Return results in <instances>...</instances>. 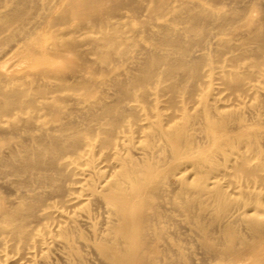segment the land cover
Instances as JSON below:
<instances>
[{"label":"bare ground","instance_id":"1","mask_svg":"<svg viewBox=\"0 0 264 264\" xmlns=\"http://www.w3.org/2000/svg\"><path fill=\"white\" fill-rule=\"evenodd\" d=\"M168 1L66 0V5L63 2L60 6L64 7L59 14H50L51 11L43 14V11L40 12L43 14L42 19L31 20L30 10L41 8V4L38 5L37 0H14L11 4L13 6L6 11L1 10L0 14L1 32L12 23H16L20 28L17 38L7 36L0 40V118L9 115L12 104L28 108L32 116H39L41 108L46 105L56 118L61 109L57 103L59 99H64L55 94L58 89H85V93L90 92L93 86L84 84L83 81L87 77L78 73V70L89 72L91 77L105 70L91 68L85 56L87 52H80L81 47L77 49L79 47L75 36L55 30V24H64L70 17L77 18L78 21L73 20L77 22V29L85 27L95 34L90 33L94 37L93 47L88 48L94 52L97 61L114 62L115 55L124 56L132 51L130 45L134 43L137 32L142 29H126L125 26H120L122 22L119 24L110 17L118 15L123 7L130 6L135 11L144 7L143 4L152 5L151 9L154 11H163ZM260 1L262 3L263 0ZM211 2L219 6L229 2L230 6L228 7L227 3L229 9L223 10L221 14L220 11V15H217L205 7L200 8V1H196L194 5L192 2L186 3L184 10L187 14L183 20H186L188 25L185 30L198 35L202 31L208 32L211 24L216 23L219 30L232 34L231 38L222 40L221 49H215L214 61L218 63V78L235 93L234 99L241 101L240 94L250 91L253 86L244 81L239 62L245 58L251 59L246 70L250 77L264 74V14L260 17L252 15L256 9L262 10L264 5L256 0ZM2 4L4 3H1V6ZM148 7L150 8L146 6L147 9ZM49 9H52V6ZM174 13L172 12L173 15ZM42 29L46 31L45 38L40 35ZM143 30L149 31L155 45L160 48L167 46L171 50L164 47L168 50L161 51L158 47L159 49L143 48L137 52L135 71L139 73L125 70V78L115 76L111 79L118 93L113 97L114 100L117 99L115 102L110 98L114 103L105 100L101 105L93 104L96 107L98 105V110L90 108L87 114L84 112V118H87L84 128L70 126L64 120V123H58L52 128L39 129V132L30 136L27 134V140H21L19 144L15 142L18 145L9 150H0V164L6 167V173L15 176L11 184L20 190L17 199L6 200L0 195V246L7 242V237L16 242L19 248L39 247L41 251L54 250L62 244L75 259L82 261V253L75 240L85 235L81 224L88 225L93 218L92 211L86 206L89 200L94 199L111 215L100 232L90 235V245L105 264H187L192 257L191 253L183 252L182 247L173 249L170 246L162 219L167 208L160 199H165L167 183L170 178H174L178 181L176 184L179 183L176 187L180 193L185 188L192 189L190 193H195L196 199L206 197L207 201L214 204L212 211L218 219L214 229L217 234L215 245L209 243L210 230L206 229L205 222L197 223V233L205 239L202 244L205 255L201 261L204 260L206 264H264V147L258 143V132L250 131L249 123L243 122L240 111L233 109L236 103H224L223 97H218L209 86L206 89L201 88L202 81L203 85L210 83V79L203 80V76H211L214 69H210L207 74L202 68L212 60V57L203 51V45L201 49H193L194 45L203 43L201 35L193 38L190 34L191 38H185L178 28L175 29L168 22L152 24ZM210 35L214 36L211 33ZM244 46H247V49ZM136 47L132 46V49L135 50ZM15 57L18 59L14 60ZM117 58L118 56L115 59ZM96 59L90 60L97 63ZM133 60L130 57V61ZM17 65H20L21 69L41 66L39 71L42 76L51 77L53 82L43 84L44 86L41 85L42 82L33 87L18 80L16 84L9 86L10 81L21 78L16 74L19 68ZM96 82L98 80H94V83ZM150 87L153 91H150ZM105 93L101 95L105 96ZM164 95L166 98L161 99ZM127 98L133 100L136 105L126 108L121 102ZM212 99L214 104L210 103ZM189 104H199L201 108L193 112ZM232 120L236 123L233 124ZM195 124L203 128L207 146L195 144L190 132ZM3 130L0 129V136L5 138L7 134L6 130ZM161 137L165 141L163 145L159 141ZM141 142L143 145H138ZM42 187H48L49 190H42ZM169 187L171 188V185ZM51 193L55 194L65 208H60L62 211L59 210L57 216L55 211H58L59 207L54 201H49ZM189 201L191 200H183L186 209H190ZM235 202L238 205L234 204ZM78 208L87 210L76 217ZM175 210L178 211L179 208ZM64 211L66 213L63 214ZM56 217H59L56 228L45 224V219ZM239 222L244 223L247 232L241 231ZM83 228L87 229L86 226ZM55 236L63 238L61 244L54 240ZM27 255L33 253L28 251ZM212 256L225 262H211L209 258ZM52 262L48 260L46 264Z\"/></svg>","mask_w":264,"mask_h":264},{"label":"rangeland","instance_id":"2","mask_svg":"<svg viewBox=\"0 0 264 264\" xmlns=\"http://www.w3.org/2000/svg\"><path fill=\"white\" fill-rule=\"evenodd\" d=\"M38 1V5L39 3L42 5H39L41 8L37 9V8H32L30 11H31V20L32 19H35V20H39V19H42V15L46 13H49L50 11V14L52 13H56V14H59L60 10L62 11V7H60L62 5V3L64 1H61V0H37ZM190 0H172L170 2V0L168 1L167 3V7H165V12L164 10L163 11H154L153 9H151L152 5H144V7L142 6L139 10H135L130 8V6H126L125 8L123 7L118 15H115V16H112L110 17V19L112 21H118V23L122 22L120 24V26H125L126 29H128L129 27V30H141V32H137L136 34V39L134 37V43H132L130 45V50L131 52H128L127 54H124V56L122 55H118V61L117 59H115L117 56L115 55V58H114V62H102V61H97L96 59V55L94 54V52L90 51L89 48H92L93 47V43H92V39L94 38L93 35H90V33H92L90 30H88L87 28L85 27H78L79 29H77V22L75 21H78L77 18H74V17H70V20L67 22H63L62 23H57L53 26V28L55 30H59V31H63L65 34H69L70 33V36L74 37L72 38L75 42H77V49H81L79 50L80 52L84 51V52H87L85 53L84 55L86 56V58L89 60L88 61V65L90 66L91 64V68L94 67L95 68H99L103 70V72H99L97 73L96 75L92 76L91 77V74L89 72L85 73L83 72L84 70H78L80 72L78 73H81L85 78L87 77V79L84 82L85 85H91L93 86L92 90L90 92H86L85 89H79L77 91H71V90H66V89H61V90H57L55 92V94H58L60 97L62 96L64 99H59L58 101V106L61 107L60 109V114L58 115V117L55 118V115L52 114V111L49 110L48 107H46V105H43V109L41 108L40 110V113H39V116H32L31 115V112L28 108H20L18 107L17 105L15 104H12L11 107H10V113L9 115L7 116H4L3 118H0V129H4L3 131L6 130V133L7 134V138L5 140L4 136H0V150L2 151L3 150H9L11 147H15L19 144V142L21 140H27V138L35 133V132H39V129H42V128H52L54 127L55 125H58V123H64V120L66 123H68L70 126L71 125H76L78 127H82L84 128L87 123V118H84L85 115L87 114V112L89 110H91L92 108L93 109H97L98 110V105L97 107L95 106L96 104H99L101 105L102 103L104 102H111V103H114L115 100L117 99H113V97L115 98L116 95H118L117 91L115 90V87L114 85L112 84V81L111 79L115 76H123L125 75V72L127 71H131L132 73H139V71H135L137 69L135 64H136V61L138 60V53L141 49L143 48H153V49H156V48H160V46L158 45H155V43L152 41V36L150 33H148L149 31H144L143 29L145 28H148L149 26H151L152 24H158V23H165V22H168L172 25V27H174L175 29L178 28V30H180L182 32V34L185 36V38H188L189 39V36L191 38V35L193 38L198 37L199 35H201L203 37V43L200 45V44H196L193 46V49L195 48L196 49H201L202 48V45H203V51H205L209 56L212 57V60L208 61L207 63H205L203 65V70L204 72H207V74H209V70L214 68L211 72V76H203V80H207V79H210V83L209 84H205L203 85V81L201 83V88L202 89H206L208 86L209 88H212L214 90V93L217 94L218 97H223V102L226 103V104H231V103H236L233 105V109L235 110H238L240 111V113L242 114V118H243V122L244 123H249V130L252 131V132H258V143L260 144H263L262 146L264 147V74H260L259 77L256 76V77H250L248 71H246L248 69V64L250 62L251 59L249 58H245V59H242L240 62H239V70L242 72V75L244 77V81L248 84V85H251L253 86L252 89L244 94H240L239 98L241 99V101H237L234 99L235 97V93L233 91H231L228 86L224 83V81L220 78H218V75H217V71L219 69H217V65L218 63L216 61H214V53L217 49H221L222 48V40L224 38H228V37H232L231 35L232 34H229L227 32H223L221 30H219L217 27H216V23L214 25L211 24V27L213 28H209L208 32L207 31H202L201 34H196V33H193V32H188L187 30H185L186 26L188 25L187 21L186 20H183L185 17H186V10H184V6H186L187 4L186 3H190L192 2V5H194V3L196 1H200L201 5H200V8H204L205 9H208V10H211V11H214L215 14H219L218 12L223 13L224 11H226L227 9H229L228 7L230 6L229 2L225 3V4H214V2H211V0H191L190 2H188ZM210 1V3H209ZM246 1V0H245ZM248 1V0H247ZM258 2H260V4L263 6L264 4V0L261 1L260 0H256ZM49 2V3H47ZM55 2V3H54ZM170 2V3H169ZM184 2V3H182ZM204 2V3H203ZM207 2V3H205ZM1 3H4L2 4L1 6ZM0 3V14L2 11H6V9H10L13 5H11L12 3H14V0H2ZM43 3H45L46 5H44ZM54 5H52V4ZM56 3H58L56 5ZM65 5H66V0H65ZM63 3V4H64ZM213 3V4H212ZM178 4V5H177ZM181 4V6H180ZM227 4V6H226ZM11 5V6H10ZM56 5V6H55ZM183 5V6H182ZM191 5V4H189ZM191 5V6H192ZM48 8H47V7ZM52 6V9H49V7L51 8ZM55 6V7H54ZM146 6H150V8L148 7V9L146 8ZM170 6V7H169ZM216 6V7H215ZM219 6V7H218ZM226 6V7H225ZM54 7V8H53ZM176 7L178 9H176ZM181 7L182 9V13H181V9H179ZM47 8V9H46ZM146 8V10H151V11H146L144 10ZM256 8V7H255ZM254 8V9H255ZM42 9V10H41ZM59 9V10H58ZM2 10V11H1ZM35 10V11H34ZM37 10V11H36ZM41 10V11H40ZM49 10V11H48ZM58 10V11H57ZM168 10V11H167ZM183 10H184V13H183ZM217 10V11H216ZM219 10V11H218ZM224 10V11H223ZM44 11V12H43ZM259 11V12H258ZM36 12V13H34ZM40 12H43V14H41ZM121 12V13H120ZM134 12V13H133ZM140 12V13H139ZM168 12V13H167ZM172 12L174 13V15L172 14ZM32 13H34L32 15ZM135 13L137 15H135ZM256 13V14H255ZM41 18H39L40 16ZM122 14V15H121ZM140 14V15H139ZM152 14V15H151ZM180 14V15H178ZM219 14V15H220ZM261 14L263 15L264 14V6L261 9H256L255 12L253 11L252 12V15L253 16H257V17H260ZM139 15V16H138ZM149 15V16H148ZM178 15V17H177ZM118 16V17H117ZM146 16V17H145ZM155 16V17H154ZM170 16V17H169ZM181 16V17H179ZM183 16V17H182ZM34 17V18H32ZM36 17V18H35ZM119 18L116 19V18ZM154 17V18H153ZM171 18V19H170ZM173 18V19H172ZM179 20H178V19ZM72 19V20H71ZM74 19H76L75 21H73ZM146 21H145V20ZM154 19V21H153ZM182 19V21H181ZM186 19V18H185ZM124 20V21H123ZM152 20V21H151ZM148 21V22H147ZM75 22V23H74ZM153 22V23H152ZM156 22V23H155ZM183 22V23H182ZM185 22V23H184ZM70 23V24H69ZM75 24V25H74ZM148 24V26H147ZM68 25V26H67ZM140 25V26H139ZM214 25V26H213ZM59 26V29H57V27ZM66 26V27H65ZM144 26V28H143ZM179 26V27H178ZM15 27V28H14ZM56 27V28H55ZM138 27V28H137ZM140 27V28H139ZM64 30H61L63 29ZM66 28V29H65ZM18 29L20 30V28L17 26V24L15 23H12L10 24V26L6 29H3L2 32L0 31V40H4L7 36H15V38H17L16 36H18V34H20V32L18 31ZM70 29V30H69ZM182 29H184L182 31ZM12 30V31H11ZM66 30V31H65ZM68 30V31H67ZM79 30V31H78ZM15 33H14V32ZM41 36L42 37H46V31H44L43 29L41 30ZM89 31V32H88ZM187 31V32H186ZM215 31V33H214ZM78 32V33H77ZM184 32V33H183ZM205 32V33H204ZM11 33V34H10ZM17 33V34H16ZM73 33V35L71 34ZM204 33V34H203ZM213 34L214 36L210 35ZM15 34V35H14ZM94 34V33H92ZM144 34V35H143ZM147 34V35H146ZM191 34V35H190ZM194 34V35H193ZM208 36H211V37H208ZM88 35V37L86 36ZM95 35V34H94ZM146 35V37H144ZM65 37H67L66 35H64ZM92 37L90 39V37ZM188 36V37H187ZM34 37V36H33ZM83 39H82V38ZM148 37V38H147ZM80 39L81 42H79L78 39ZM89 39V40H88ZM91 40V41H90ZM139 40V42H138ZM14 41V39H13ZM30 41V39L28 40V42ZM84 41V42H83ZM140 42H142L141 44H139ZM208 42V43H207ZM212 42V43H211ZM215 42V43H214ZM84 43V44H83ZM91 43V44H90ZM139 45H138V44ZM151 43V44H149ZM206 43V44H205ZM79 44V46H78ZM135 44V46H134ZM154 44V45H153ZM215 46H214V45ZM217 44V46H216ZM92 45V46H90ZM137 45V47H136ZM141 45V46H140ZM212 45V47L210 46ZM132 46L136 49L134 50V48L132 49ZM144 46V47H143ZM153 46V47H152ZM156 46V47H155ZM43 47V46H41ZM39 47V49L41 48ZM89 47V48H88ZM140 47V48H139ZM164 47H167V46H161L160 50L161 51H166L168 50L167 48H169L171 50L170 47H167V48H164ZM206 47V48H205ZM214 47H217V48H214ZM220 47V48H219ZM245 47V46H244ZM158 48V49H159ZM164 48V49H163ZM247 49V46L245 47ZM86 49H88V51H85ZM139 49V50H138ZM212 51H211V50ZM216 49V50H215ZM245 49V50H246ZM134 51V53H133ZM136 51V52H135ZM21 52V51H20ZM83 53V52H82ZM136 53V54H135ZM250 53V52H248ZM20 54V53H19ZM18 54V55H19ZM130 56H129V55ZM132 55V56H131ZM89 56V57H88ZM127 56H129V58H127ZM137 56V57H136ZM19 57V56H17ZM17 57H15L14 60L18 59ZM91 57V58H90ZM93 57V58H92ZM126 57V58H124ZM130 57H131V60H133V62L130 61ZM135 57H136V60H135ZM94 61V59H96L97 63L96 62H93L91 61L90 59ZM123 61H122V60ZM117 60V61H116ZM129 60V61H128ZM116 62V63H115ZM123 62V63H122ZM127 62V63H126ZM93 63V64H92ZM94 64H96V66H94ZM101 64V66H100ZM102 64H104V66H102ZM61 65H63V62L61 63ZM19 68L18 70L16 71V74H17V77H21L20 79H14L12 81H10L9 83V86L10 84H16L18 82V80L20 81H25L27 82L29 85L33 86H37V85H40L42 82L41 85L43 84H49L50 82L52 83L53 82V79L51 77H46V76H42V74L40 73L39 69L41 66H34V67H29L27 69H24L20 67V65H17ZM100 66V67H99ZM107 66V67H106ZM131 66V67H130ZM134 66V67H133ZM126 67V68H125ZM134 69H133V68ZM246 67V69H245ZM111 68V69H110ZM126 70V71H125ZM133 70V71H132ZM244 70V71H243ZM27 72H30V73H27ZM38 72V73H37ZM23 73V74H21ZM37 73V74H36ZM122 74V75H121ZM39 75H40V78H39ZM114 75V76H113ZM35 76V78H34ZM38 76V78L36 77ZM71 76V75H70ZM111 76V77H110ZM126 76V75H125ZM90 77V78H89ZM35 80H34V79ZM89 78V79H88ZM106 78V80H104ZM125 78V77H124ZM33 81H32V80ZM37 79V80H36ZM92 79V80H91ZM94 80L98 82L94 83ZM110 82H109V81ZM47 83H46V82ZM104 81V82H103ZM106 81V83H105ZM109 83H108V82ZM31 82H33V84H31ZM45 82V83H44ZM105 83V84H103ZM103 84V85H102ZM108 84V85H107ZM112 84V85H111ZM8 85V84H7ZM95 85V86H94ZM107 87H106V86ZM110 85V86H109ZM8 86V87H9ZM44 86V85H43ZM98 86V87H97ZM102 87V88H101ZM106 87V88H104ZM114 87V89H113ZM151 87H153V85H151ZM150 87V91H153V88L151 89ZM99 88L101 90H99ZM104 88V90H103ZM110 88V89H108ZM106 89V90H105ZM108 90V91H107ZM263 90V91H262ZM104 91V92H103ZM106 92H109V93H105ZM115 91V92H114ZM100 92V93H99ZM111 92V93H110ZM262 92V93H261ZM82 93V94H81ZM103 93H105V96H102ZM115 93V94H114ZM261 93V94H260ZM70 94V95H69ZM108 94V95H107ZM109 94L112 96L109 97ZM259 94V95H258ZM67 96L65 98V96ZM250 95V96H249ZM263 95V97H262ZM101 96V97H100ZM253 96V97H252ZM59 97V98H60ZM71 97V98H70ZM97 97V98H96ZM100 97V98H98ZM107 97V98H105ZM75 100H74V99ZM84 98V99H82ZM103 100H102V99ZM110 98L111 100H114L113 101H110ZM117 98V97H116ZM166 98V95H164V97H161V99H164ZM66 99V100H65ZM72 99V100H71ZM95 99V100H94ZM99 99V100H98ZM109 99V100H108ZM74 100V101H73ZM106 100V101H105ZM129 98L127 99H124L122 100V104L124 106H126V108H131L133 106L136 105V103L133 101V100H129ZM67 101V103H65ZM73 101V102H72ZM83 101V102H81ZM93 101V102H92ZM99 101V103H98ZM104 101V102H103ZM260 101V102H259ZM96 102V103H95ZM102 102V103H101ZM72 103V104H71ZM75 103V104H74ZM78 103V104H77ZM162 103V102H161ZM210 103H213L214 104V100L212 99L210 101ZM87 104V105H86ZM95 104V105H93ZM263 104V105H262ZM72 105V107H71ZM74 105V106H73ZM85 105V107H83ZM89 105H91V107H89ZM190 105V110L191 111H197L201 108V106L199 104H189ZM13 106V107H12ZM45 106V107H44ZM17 107V108H16ZM71 107V108H70ZM80 107V108H79ZM88 107V108H87ZM256 109H255V108ZM46 108V109H45ZM48 108V109H47ZM91 108V109H90ZM49 112H48V111ZM70 110H74V112L72 113ZM82 110V111H81ZM88 110V111H87ZM245 110H247L245 112ZM259 110V111H258ZM64 111V112H63ZM77 111V112H76ZM80 111V112H79ZM263 111V112H262ZM71 112V113H70ZM86 114H85V113ZM67 113V114H65ZM251 113V114H250ZM255 113V114H254ZM69 114V115H68ZM74 114H75V117H74ZM249 116H248V115ZM67 115V117H66ZM73 115V116H72ZM78 115V117H77ZM82 117H80V116ZM61 116V117H60ZM250 117L248 119V117ZM254 116V117H253ZM60 117V118H59ZM65 117V118H64ZM260 117V118H259ZM70 118V119H69ZM19 119V120H18ZM76 120L75 122H73V120ZM79 119V120H78ZM84 119V120H82ZM86 119V120H85ZM254 119V120H253ZM258 120V123H257V120ZM69 122H68V121ZM198 120V118L196 119ZM28 121V123H27ZM233 121V124L236 123L235 120H232ZM31 122V123H29ZM71 122V123H70ZM73 122V123H72ZM253 122V123H252ZM262 122V123H260ZM77 123V124H76ZM4 124V125H3ZM11 124V126H10ZM17 124V125H16ZM29 126H28V125ZM22 125V126H21ZM24 125V126H23ZM50 125V126H49ZM80 125V126H79ZM4 126V127H3ZM21 126V127H19ZM26 126V127H25ZM3 127V128H2ZM11 127V129H9ZM13 127V128H12ZM31 127V128H30ZM27 128V129H26ZM38 128V129H37ZM9 131V132H8ZM263 131V132H262ZM8 132V133H7ZM18 132V133H17ZM191 134L193 135L194 137V142L195 144H199V145H202V144H205V146H207L206 142H205V135H204V130L203 128H200L198 127L197 124H195L194 128L191 129ZM13 133V134H12ZM17 133V134H15ZM26 134V135H24ZM27 134L29 136H27ZM15 135V136H14ZM22 135V136H21ZM22 138H20V137ZM9 138V139H8ZM14 140V141H13ZM200 140V141H199ZM160 143L161 145H163L165 143L164 139L161 137L160 138ZM11 142V144H10ZM15 142H17L15 144ZM4 143V144H3ZM7 145L9 147H7ZM138 145H143V142L141 143H138ZM6 146V147H5ZM6 167L4 165H1L0 164V195L3 196L6 200H12V199H17V196L19 195L20 193V190L16 187H13V185L11 184V181L12 179L15 177L13 174H9V173H6L5 171ZM2 177V178H1ZM6 180V182H5ZM172 181V183H170ZM9 182V184L7 185V183ZM178 181L174 180V178H170L168 183H167V190H166V193H165V199L162 200V198L160 199V202H162L163 204H165L167 210H166V215L164 217H162L163 221H164V226H165V230L167 231V238L170 242V246L173 248V249H176V248H183V252L185 253H191L190 254V262L187 263V264H206L204 263L203 261H201V259L204 258V249L202 248V244H203V240H205L203 237L199 236L197 232L198 231V228H197V223L199 221H203L205 222V227L207 230H210L209 231V238H210V241L209 243L211 245H215L217 243V240H216V233L214 232V229L216 228V224L218 223V219H216V216H215V213L213 210L214 208V204H212L211 202L207 201L206 200V197H200V199H196L195 197L197 196L195 193H190L192 192V189H184L182 193H180V190L178 191V184H176ZM171 185V188L169 187ZM175 188H174V187ZM7 187V189H6ZM4 188V189H3ZM13 188V189H12ZM172 190L170 192V190ZM42 190L44 189H48V187L44 188L42 187L41 188ZM175 189V190H174ZM2 190V191H1ZM6 190V191H5ZM8 194H6V193ZM15 192V193H14ZM173 193V194H172ZM171 194V195H170ZM184 194V195H183ZM169 196H172V197H169ZM180 196V197H179ZM15 197V198H14ZM51 199L49 201H54L53 203H55L58 207V211H55V214L56 216L58 215V212H60L59 210H61L60 208L62 209H65L63 208L64 206H62V202L57 198L55 197V194H52L50 195ZM170 198V199H169ZM194 198V199H193ZM172 199V200H171ZM184 199H189L191 201L190 204V209H186L184 207V202L183 200ZM199 200V201H198ZM168 201V202H167ZM196 201H197V204H196ZM201 201H205L204 203L201 202ZM195 203V204H194ZM236 205H238L236 202L234 203ZM233 204V205H234ZM197 205V207H196ZM170 207V208H169ZM196 207V208H195ZM86 208H89L91 211H92V216L93 218H91L90 220V223L88 225H82L81 224V229L82 231L84 232V237H79L77 238L75 241L77 243V245H79L80 247V250H81V253H82V258L83 260L82 261H79L77 258L75 259V256H73L71 253H69L64 247L63 245L61 244V240L63 239L61 236H55L54 237V240L56 242H58L59 244L61 245H58L55 247L54 250H48V249H45L43 251H41V249L38 247L37 249L36 248H33L31 246H26V247H23V248H19L16 244V242L14 243V241L12 239H10L9 237H7L6 239V243L3 244V246H0V264H46V262L48 260H52V264H88L90 263L91 261L93 262V264H103L104 260L102 259V257L94 250V248L90 245L91 244V240H90V235L92 236V233L94 232H100V229H102V227H104L105 223H106V220L108 218L111 217L110 213L107 211L106 208H104V206H102L99 202H97L96 200L94 199H91L87 202V206ZM98 208V209H97ZM174 208V209H172ZM175 208H179V210H175ZM97 209V210H96ZM197 209V210H196ZM87 209H84V208H78V210H76L75 212V216L76 217H79V214H81L83 211H86ZM169 210V211H168ZM195 210V211H194ZM62 211V210H61ZM102 211V212H100ZM107 211V212H106ZM192 211V212H191ZM194 211V213H193ZM106 212V213H104ZM202 212V213H201ZM207 212V213H206ZM66 213L65 211L63 212V214ZM104 213V214H103ZM206 213V215H205ZM169 214V215H168ZM197 217H196V215ZM201 214V215H200ZM203 214V215H202ZM195 215V216H194ZM205 216V218L203 217ZM212 216V217H211ZM192 218V219H191ZM201 218V220H200ZM213 218V219H212ZM64 218H61V220H63ZM169 219V220H167ZM177 219V220H176ZM58 221H59V217H56L55 219H49V220H46L45 219V224H47L50 228H56V225L58 224ZM192 221V222H190ZM170 222V224H169ZM207 222V223H206ZM167 224V225H166ZM238 227L241 229L242 232H247V229L245 228V225L243 222H239L238 223ZM244 225V226H243ZM10 226V225H9ZM87 227V229L83 228V227ZM167 226V227H166ZM181 228H180V227ZM215 226V227H214ZM177 228V229H176ZM210 228V229H208ZM244 228V230H243ZM179 229V230H178ZM213 229V231H212ZM171 230V231H169ZM90 231V232H89ZM182 231H183V234H182ZM88 236V237H87ZM183 239V240H182ZM182 240V241H181ZM81 241V242H80ZM196 241V242H195ZM80 242V243H79ZM186 242V243H185ZM188 244V245H187ZM90 245V246H89ZM61 246V247H60ZM188 248H187V247ZM92 247V248H91ZM187 249V250H186ZM202 249V250H201ZM93 250V251H91ZM31 252L33 253V255H30L28 256L27 255V252ZM195 251H198L195 252ZM201 251V252H199ZM203 251V252H202ZM94 252V253H93ZM97 253V254H96ZM96 254V255H95ZM69 255V256H68ZM84 256V257H83ZM55 257V259H54ZM58 257V258H57ZM61 257V258H60ZM86 257V258H85ZM175 258V256H173ZM201 257V258H200ZM203 257V258H202ZM211 257V256H210ZM200 258V259H199ZM62 261H61V260ZM103 261H102V260ZM191 259H193V261H191ZM19 260V261H18ZM64 260V261H63ZM71 260V261H70ZM86 260V261H85ZM101 261V263L99 261ZM209 260H211V262H225L223 259H219V258H216V257H213L212 258H209ZM39 261V262H38ZM41 261V262H40ZM66 261V262H65ZM59 262V263H58ZM81 262V263H80ZM92 262L90 264H92ZM98 262V263H97ZM192 262V263H191ZM105 264V262H104Z\"/></svg>","mask_w":264,"mask_h":264}]
</instances>
